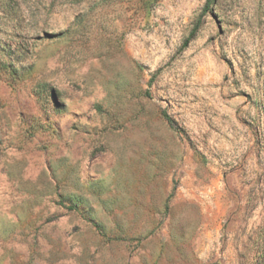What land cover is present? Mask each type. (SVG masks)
<instances>
[{"label": "rangeland", "instance_id": "rangeland-1", "mask_svg": "<svg viewBox=\"0 0 264 264\" xmlns=\"http://www.w3.org/2000/svg\"><path fill=\"white\" fill-rule=\"evenodd\" d=\"M0 264H264V0H0Z\"/></svg>", "mask_w": 264, "mask_h": 264}]
</instances>
